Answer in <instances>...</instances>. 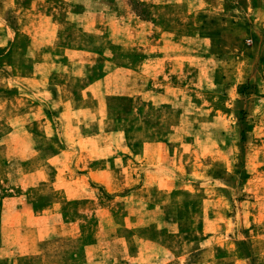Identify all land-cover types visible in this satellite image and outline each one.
I'll return each mask as SVG.
<instances>
[{"label": "rangeland", "instance_id": "374dc122", "mask_svg": "<svg viewBox=\"0 0 264 264\" xmlns=\"http://www.w3.org/2000/svg\"><path fill=\"white\" fill-rule=\"evenodd\" d=\"M153 228L171 241L129 264H264V0H0V264H94L85 246Z\"/></svg>", "mask_w": 264, "mask_h": 264}, {"label": "crops", "instance_id": "0c3cea01", "mask_svg": "<svg viewBox=\"0 0 264 264\" xmlns=\"http://www.w3.org/2000/svg\"><path fill=\"white\" fill-rule=\"evenodd\" d=\"M67 108H68V110H71L72 112H74V114L75 113H79L80 111L82 112V111H84V110H79V109H73V108H71V107H69V105L67 106ZM168 110H170V109H168ZM62 114V113H61ZM60 115V114H59ZM64 130L66 131V133H68V132H71V130H74V128L72 127V125L70 124V123H65V127H64ZM108 135V134H107ZM86 140H91L90 142H92L93 144L91 145V147H90V149L91 150H93L94 148H98V144H95L96 142L95 141H93L92 139H86ZM96 145V146H95ZM93 146V147H92ZM162 147H165V144H163V143H156V142H147V143H143V145H142V152H141V155L139 156V162H138V164L139 163H141V162H144V161H146V159H147V152H149L150 151V149H154V148H162ZM141 165H138L137 167H140ZM82 170V169H81ZM123 171V170H122ZM141 171H143V170H141ZM123 172H125L126 173V171H123ZM144 172V171H143ZM33 173H35V172H31V171H26L25 173H23V175H22V178H24L25 180L26 179H30V177L31 176H33ZM107 175V177H109V179H108V181L107 182H104V180H105V176H103V175ZM121 174H122V172H121ZM135 176H136V178H139V180H138V183H139V181L141 180V182H143V186L141 185L140 186V184H139V188H137L136 189V191H134V193L133 194H136V193H139V194H141V196H145V195H148V196H150L151 194H155V191H163V193L164 192H166V190H165V188L166 187H161L160 186V181L163 179V178H161V177H159V175H157L156 173H155V171L154 172H145L143 175H137L136 173H133ZM133 174L132 173H130L129 172V174L128 173H126V174H124V180L123 181H119L121 184H122V182L124 183L123 185L125 186L126 185V183L125 182H129L130 181V179H132V177H133ZM38 175V174H37ZM111 175H112V173H111V171H108V170H106V169H102V170H98V169H89L86 173H82V174H77V176H76V179L78 180V179H80V178H83V181H85L87 184H89V185H91V183H98L99 181H101V182H104L105 183V185L107 186V185H109L108 183H112V181H111ZM164 177V176H163ZM43 177H41V179H42ZM141 178V179H140ZM123 179V178H122ZM143 179V180H142ZM40 181H43V179L42 180H40ZM152 181L157 185V187H155V188H152V189H150L149 188V186L147 185L148 183H152ZM91 182V183H90ZM158 183V184H157ZM123 186V187H124ZM62 190H63V193H64V195H65V197H66V200L68 201V200H70V199H73V200H81V199H89L87 196H83L82 194H81V189L80 188H78V187H73V191H74V196H73V198L68 194V191H67V189L65 188V187H63V188H61ZM106 189V194H111V192H110V189H109V186L107 187V188H105ZM124 189H127V188H124ZM124 189H122V192L121 193H123V190ZM128 189H130V188H128ZM90 190H92V188H90ZM87 194V193H86ZM78 195V196H77ZM116 198H118V197H116ZM91 199V198H90ZM123 199L125 200V199H127V198H124L123 197ZM122 199V200H123ZM143 200H144V197H143ZM146 200V199H145ZM27 201V200H26ZM125 202H127L126 200H125ZM76 203V202H75ZM153 206L152 207H150L149 208V210H152V212H159V214H155L154 213V215L156 216V217H158L159 216V220H154V219H152V218H150V221H149V223H147V224H145L146 226H143V227H150V226H156V224L158 223L159 224V226H157L158 227V229H160V227H167L166 225H168L167 223H166V221H165V218H163V215H162V217H160V214H161V206H156V205H154L153 203H151ZM151 204H149L147 207H149ZM53 209H55V208H53ZM52 208L50 209V210H48L47 212H50L51 210H53ZM165 208H163V210H164ZM168 209V208H167ZM151 212V211H150ZM44 213V212H43ZM53 214V213H52ZM146 215H147V212H146ZM153 215V216H154ZM55 216V215H54ZM31 217L34 219V217H33V215H31ZM49 217H51V216H49ZM58 217V216H57ZM38 218H41V219H45V217L44 216H42V217H37V218H35V220H39ZM149 218V217H148ZM56 219V222L58 221V218H55ZM152 219V220H151ZM29 219H26V222L28 221ZM161 220V221H160ZM222 220H223V224L226 222V220L225 219H220V218H218V219H215V218H207V219H203L202 220V222H201V227H202V230H201V233H202V237H203V241L202 242H204V246H201V247H203V248H206L209 244H210V242H213V244L214 245H216V250H215V252H218V253H220V251H222V249H220V247H219V245L217 244V242H216V240H215V237H214V235H212V233H215V228L216 227H220V229H221V223H222ZM40 221H42V220H40ZM59 221L62 223V225L63 226H65V227H67V226H69V227H71L72 229H74L75 230V232L74 233H76V235L78 234V231H79V229H78V225H77V223L75 224V223H63L62 221H61V218H59ZM145 222L147 221L148 222V220H144ZM170 221V220H169ZM142 222H143V220L141 221V224H142ZM162 222V223H161ZM12 225H13V223H12ZM143 225V224H142ZM175 227H176V224L174 225ZM151 229V228H150ZM149 229V230H150ZM154 229V232H155V234H154V236L153 237H150V236H146L145 238H143V237H137V236H132V237H125V236H120V237H118V236H116V238L115 239H112V240H110L111 241V244H112V247H110L111 249H109L108 248V245L110 244V243H107L108 245L106 246L107 247V250H104V247L101 245V243L99 244V242L98 241H96V239H95V241L96 242H93V243H90V245L89 246H85V251L83 252V254L84 253H86V255H87V249H89L88 250V253H89V255H95L98 251H99V253L100 254H98L97 256H92V257H90V261H92L93 259H97L95 262H94V264H122V263H119L118 261H117V257H113V252H115L112 248H117V247H115L113 244L114 243H116L117 245H119L120 246V248H121V250H120V248H119V250L118 251H116V252H118L119 253V256H120V260H121V262L122 261H124L123 262V264H129V263H133V262H130V260H134V259H137L139 256H141V255H146V252H147V250H146V248H145V246L144 245H146V244H149L150 246H148L149 248H152V249H154V250H159V248L158 247H160L161 249H162V246H160L163 242H164V240H165V242L166 241H171L170 239H163L162 240V236H158V238H157V233H156V229L155 228H153ZM159 231H161V230H159ZM74 235V234H73ZM159 235H161V232H159ZM184 236L185 235H187V234H183ZM213 237H212V236ZM68 236H72V234H68ZM217 238V237H216ZM244 239V238H243ZM239 240L241 241V238H239ZM187 241H189L190 242V244H192V242H193V240H190V239H185V242H187ZM192 241V242H191ZM219 249V250H218ZM112 250V251H111ZM200 250V248L197 250V251H199ZM108 251V252H107ZM109 251H111V253L109 252ZM196 253V252H195ZM194 253V254H195ZM130 254H132V256L130 255ZM190 254V253H189ZM21 255H24V256H26V255H32V254H28L27 252L26 253H23V254H21ZM180 256H183V255H180ZM188 256V255H187ZM158 257V256H157ZM87 259V258H86ZM224 260V257L222 256L221 257V255L220 254H217L216 253V255H215V260L219 263L220 262V260ZM90 261H87V263H90ZM237 261L238 262H242L243 260H238L237 259ZM91 264V263H90ZM139 264V263H138Z\"/></svg>", "mask_w": 264, "mask_h": 264}, {"label": "trees", "instance_id": "16d2710c", "mask_svg": "<svg viewBox=\"0 0 264 264\" xmlns=\"http://www.w3.org/2000/svg\"><path fill=\"white\" fill-rule=\"evenodd\" d=\"M243 244H245V243H243Z\"/></svg>", "mask_w": 264, "mask_h": 264}]
</instances>
